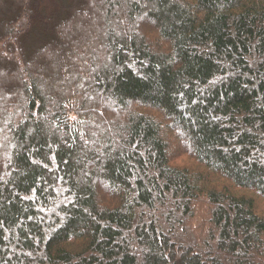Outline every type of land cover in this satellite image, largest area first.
I'll return each instance as SVG.
<instances>
[{
	"label": "trees",
	"instance_id": "obj_1",
	"mask_svg": "<svg viewBox=\"0 0 264 264\" xmlns=\"http://www.w3.org/2000/svg\"><path fill=\"white\" fill-rule=\"evenodd\" d=\"M0 264H264V0H0Z\"/></svg>",
	"mask_w": 264,
	"mask_h": 264
},
{
	"label": "rangeland",
	"instance_id": "obj_2",
	"mask_svg": "<svg viewBox=\"0 0 264 264\" xmlns=\"http://www.w3.org/2000/svg\"><path fill=\"white\" fill-rule=\"evenodd\" d=\"M182 160H184V159H182Z\"/></svg>",
	"mask_w": 264,
	"mask_h": 264
}]
</instances>
